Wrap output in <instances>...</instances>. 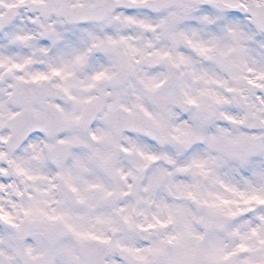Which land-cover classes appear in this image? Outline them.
<instances>
[{
	"label": "snow or ice",
	"instance_id": "1",
	"mask_svg": "<svg viewBox=\"0 0 264 264\" xmlns=\"http://www.w3.org/2000/svg\"><path fill=\"white\" fill-rule=\"evenodd\" d=\"M0 264H264V0H0Z\"/></svg>",
	"mask_w": 264,
	"mask_h": 264
}]
</instances>
